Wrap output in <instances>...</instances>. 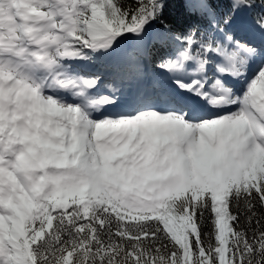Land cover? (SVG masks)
<instances>
[{
  "label": "snow or ice",
  "instance_id": "obj_1",
  "mask_svg": "<svg viewBox=\"0 0 264 264\" xmlns=\"http://www.w3.org/2000/svg\"><path fill=\"white\" fill-rule=\"evenodd\" d=\"M183 2L0 0V264H264V0Z\"/></svg>",
  "mask_w": 264,
  "mask_h": 264
},
{
  "label": "trees",
  "instance_id": "obj_2",
  "mask_svg": "<svg viewBox=\"0 0 264 264\" xmlns=\"http://www.w3.org/2000/svg\"><path fill=\"white\" fill-rule=\"evenodd\" d=\"M225 5V10L227 9V0H222ZM169 6L165 9V22L169 23L176 30H184L190 24L196 23V18L189 16L187 10L184 7L183 0H168ZM258 9V8H257ZM256 9H253L255 11ZM150 69L152 70V65L154 59L149 60Z\"/></svg>",
  "mask_w": 264,
  "mask_h": 264
},
{
  "label": "rangeland",
  "instance_id": "obj_3",
  "mask_svg": "<svg viewBox=\"0 0 264 264\" xmlns=\"http://www.w3.org/2000/svg\"><path fill=\"white\" fill-rule=\"evenodd\" d=\"M257 11H259V9H256L255 11H252V12H254V13H255V12H257ZM248 15H249V13H248Z\"/></svg>",
  "mask_w": 264,
  "mask_h": 264
},
{
  "label": "bare ground",
  "instance_id": "obj_4",
  "mask_svg": "<svg viewBox=\"0 0 264 264\" xmlns=\"http://www.w3.org/2000/svg\"><path fill=\"white\" fill-rule=\"evenodd\" d=\"M248 15V14H247Z\"/></svg>",
  "mask_w": 264,
  "mask_h": 264
}]
</instances>
